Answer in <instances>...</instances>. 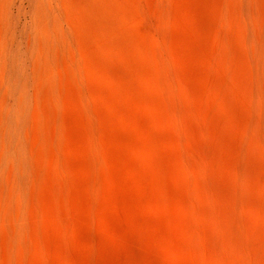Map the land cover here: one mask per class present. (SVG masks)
Here are the masks:
<instances>
[{"label": "rangeland", "instance_id": "374dc122", "mask_svg": "<svg viewBox=\"0 0 264 264\" xmlns=\"http://www.w3.org/2000/svg\"><path fill=\"white\" fill-rule=\"evenodd\" d=\"M0 264H264V0H0Z\"/></svg>", "mask_w": 264, "mask_h": 264}]
</instances>
